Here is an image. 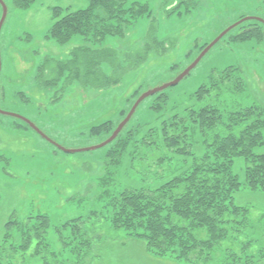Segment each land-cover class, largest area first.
<instances>
[{"label":"rangeland","instance_id":"rangeland-1","mask_svg":"<svg viewBox=\"0 0 264 264\" xmlns=\"http://www.w3.org/2000/svg\"><path fill=\"white\" fill-rule=\"evenodd\" d=\"M2 1L7 16L0 33V108L29 118L66 149L91 147L107 139L111 132L95 134L92 128L109 122L116 129L143 92L176 78L201 47L232 24L256 17L264 26V0H194L198 4L188 13L185 4L177 7L183 0H129L147 4L150 11L133 21L124 36H107L97 47L114 48L125 59L127 52L156 40L164 53L150 43L146 61L108 88L77 81L64 88L61 82L44 87L39 69L46 58L68 59L85 42L80 34L66 44L47 37L54 22L53 8L77 10L85 8L88 0H36L28 8L16 7L13 0ZM2 14L0 2V19ZM251 23L247 19L222 37L184 79L164 90L166 98H159L158 92L141 102L121 135L130 137L121 156L116 155V143L68 153L24 120L0 113V252L9 248L14 257L6 259L8 264H264V188L252 189L248 184H241L232 198L246 216L229 224L215 245L195 249L189 257L149 250L130 231L110 221L97 225L95 242L87 250L67 225L105 208L126 188H156L189 170L192 156L173 154L161 145L163 126L186 125L188 129L181 128L182 142H190L196 156L204 153V144L193 141L199 122L191 121L190 109L217 107L211 115L202 113L201 119H220V126L236 123L231 129L250 124V131L260 132L258 143L264 141V35L241 42L233 39ZM158 103L160 110L153 107ZM176 117L177 125L172 124ZM219 127L217 123L214 129ZM256 151L264 152V144ZM249 162L239 156L232 165L243 183ZM41 213L49 219L39 242L26 239L15 227L8 229L11 221Z\"/></svg>","mask_w":264,"mask_h":264},{"label":"trees","instance_id":"trees-1","mask_svg":"<svg viewBox=\"0 0 264 264\" xmlns=\"http://www.w3.org/2000/svg\"><path fill=\"white\" fill-rule=\"evenodd\" d=\"M35 1L13 0V3L18 8H28ZM183 4L188 13L198 2L183 0L177 7L181 9ZM149 11L147 4L129 0H88L85 8L77 10L54 7L52 11L54 22L48 30L47 37L59 44H66L74 35L80 34L85 42L74 48L68 59L46 58L39 69L42 85L49 87L61 82L64 88L76 81L94 88L117 85L126 72L138 68L146 61L152 45L155 44L156 48L159 42L156 40L146 42L134 53L127 52L124 55L125 59H122L114 48L97 45L107 36H124L133 21ZM253 22L248 28L233 35V39L241 42L253 36L261 38L264 35V26L257 19H253ZM206 45L201 47V50ZM156 50L163 54L165 48L158 47ZM233 69L236 70V67ZM199 94L198 91L195 95ZM158 95L161 99L166 98L165 91L159 92ZM153 107L160 110L162 104H154ZM216 108L206 105L198 111L190 109L191 121L196 122L198 119L199 122L198 128L194 127L193 130L198 137H194L193 141L199 140L205 146V151L201 155H195L190 142H182L181 139L185 136L181 128L186 125L162 128L164 141L161 146L171 149L173 154L192 156L193 164L189 170L156 188H126L105 208L92 210L87 218H75L67 224L77 237H81L80 243L87 250L95 242L93 234L97 231V225L103 226L110 221L112 226L130 231L134 237L142 240L149 250L160 253L171 250L179 255L178 257H189L195 253V249L201 250L215 245L213 243L218 237L224 236L229 224L241 222V218L243 219L247 213H242L241 207L238 210L234 206L233 193L241 184H248L252 189L264 188V152L256 151L264 141L258 143L257 137L260 132L250 131V124L231 129L236 123L220 126V119L212 117L204 121L201 119L202 113L211 115ZM179 120L176 117L172 124L177 125ZM214 122L220 126L218 129H214L217 127V123ZM130 123L131 120L112 142L116 143L118 149L116 155H122L130 140V137L121 138ZM186 129L188 128L185 127ZM114 130L109 122L92 128L95 134L101 131L107 134L111 132L109 136ZM239 156L250 160L246 167L244 183L232 170L234 159ZM2 159L8 161L5 156ZM109 207L112 208L111 211ZM48 219L47 214L41 213L18 223L11 221L8 229L12 230L15 227L26 239L39 242L47 232L42 226ZM205 233L206 238H203ZM49 248H46L47 251L52 253ZM8 249L5 250L7 252H0V264H8L6 259L14 257L11 252L8 253Z\"/></svg>","mask_w":264,"mask_h":264},{"label":"water","instance_id":"water-1","mask_svg":"<svg viewBox=\"0 0 264 264\" xmlns=\"http://www.w3.org/2000/svg\"><path fill=\"white\" fill-rule=\"evenodd\" d=\"M1 4L3 5V14L2 17L0 19V33H1V29L3 26V23L6 19L7 16V6L6 4L0 0ZM247 19H255V17H246V18H242L241 20H239L238 22L232 24L231 26H229L226 30H224L223 32H221L212 42H210L202 51L201 53L196 57V59L189 65L187 66L181 73H179L177 75L176 78H174L173 80H171L168 83H165L161 86L155 87V88H151L150 90H147L145 92H143L138 98L137 100L134 102V104L132 105L130 111L128 112V114L125 116V118L119 123V125L116 127V129L113 131V133L104 141H102L101 143L91 146V147H86V148H78V149H66L63 146H60L59 144H57L56 142L52 141L43 131L40 130L39 127L36 126V124H34L29 118H26L25 116H21V115H16L13 114L11 112H7L4 111L0 108V113L1 114H9V115H14L22 120H24L26 123H28L34 130H36L40 135H42L44 138H46L48 141L52 142L54 145L58 146L60 149L68 152V153H74V152H78V151H86V150H94L97 148H101L103 146L108 145L109 143H111L112 141H114L117 136L119 135V133L124 129V127L128 124V122L131 120V118L133 117V115L135 114L138 106L141 104V102L147 98L148 96H151L153 94H156L158 92H162L165 89H167L168 87L174 86L176 84H178L182 79H184L193 68H195L199 62L201 61V59L208 53V51L218 42L221 40L222 37H224L230 30H232L234 27H236L237 25H239L241 22L247 20ZM258 19V18H256ZM1 67H2V59H1V52H0V73H1Z\"/></svg>","mask_w":264,"mask_h":264}]
</instances>
